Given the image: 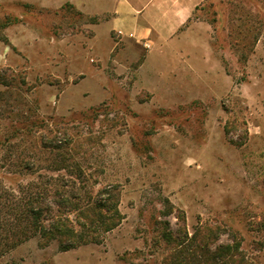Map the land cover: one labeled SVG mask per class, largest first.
I'll return each instance as SVG.
<instances>
[{"label":"rangeland","instance_id":"1","mask_svg":"<svg viewBox=\"0 0 264 264\" xmlns=\"http://www.w3.org/2000/svg\"><path fill=\"white\" fill-rule=\"evenodd\" d=\"M77 1L0 0V184L102 204L107 188L121 222L65 252L32 238L0 264H174L164 231L217 228L213 245L264 264V0H207L189 26L204 45L143 68L144 48Z\"/></svg>","mask_w":264,"mask_h":264},{"label":"trees","instance_id":"2","mask_svg":"<svg viewBox=\"0 0 264 264\" xmlns=\"http://www.w3.org/2000/svg\"><path fill=\"white\" fill-rule=\"evenodd\" d=\"M58 186L48 190L47 184L31 183L13 190L0 184V250L5 253L40 237L43 246L57 241L59 249L65 252L89 243H102V234L121 222L116 197L111 190H103L108 196L104 198V204L89 200L80 203L81 195L77 190L67 184ZM50 195L59 208L56 214L46 203ZM108 198L115 204L109 209L111 214L105 215L99 209L107 206L105 200ZM62 208L67 210L64 215H61ZM78 210L84 221L74 222L67 214ZM197 232L192 237L186 234L179 239L170 231H164V238L177 247L174 256H170L176 259L174 264H251L246 255L239 252L241 243L235 239L232 244L213 245V240L220 234L218 228Z\"/></svg>","mask_w":264,"mask_h":264},{"label":"crops","instance_id":"3","mask_svg":"<svg viewBox=\"0 0 264 264\" xmlns=\"http://www.w3.org/2000/svg\"><path fill=\"white\" fill-rule=\"evenodd\" d=\"M206 1L83 0L81 10L89 16L109 14V20L105 23L111 30L122 39H131L144 48L146 57L140 67L143 68L154 52L170 53L183 61L182 57H188L191 49H200L204 45V38L192 36V26H189L196 11ZM193 27L205 30L207 34L211 24L194 22ZM0 49L2 57H6L8 46L0 44Z\"/></svg>","mask_w":264,"mask_h":264}]
</instances>
